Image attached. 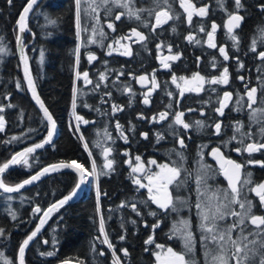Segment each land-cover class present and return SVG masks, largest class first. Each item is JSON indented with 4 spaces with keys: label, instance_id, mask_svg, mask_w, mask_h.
Masks as SVG:
<instances>
[{
    "label": "trees",
    "instance_id": "obj_1",
    "mask_svg": "<svg viewBox=\"0 0 264 264\" xmlns=\"http://www.w3.org/2000/svg\"><path fill=\"white\" fill-rule=\"evenodd\" d=\"M26 1L12 0L9 4L7 0H0V48L3 49L0 51V108H3L0 116L4 117V129L0 131V166L20 150L45 139L49 132L46 120L26 90L16 58L18 16ZM153 2L154 5L143 10L150 11L152 6L153 11L164 10L165 0ZM217 3L216 6L220 5ZM119 4H128L129 7H120ZM259 4L254 0L249 7L242 4L237 8L242 13L244 24L236 35L237 39L230 38L235 50L226 51L227 60L213 49L205 48L204 42L198 45V40L191 35L186 37L180 26L173 29L170 37L168 32V37L156 42L175 46V56L179 59L178 72L174 75L192 78L199 74L204 77L206 88L197 96L198 108L214 110L220 107L221 93L225 89L217 90L209 81L220 77L225 68L230 84L235 85L234 103L238 107L244 106L247 90L251 88L257 89V103L259 99L264 100V60L258 55L264 51V11L262 2ZM93 7L96 8L95 13L91 11ZM129 10L139 15L132 0H118L116 4L111 0L107 3L104 0H81L79 37L75 0H41L30 15L24 49L37 94L52 116L58 135L51 146L29 157L27 164L22 163L7 172L2 181L6 186H14L37 170L61 162H77L89 173L95 164L97 175L88 193L53 213L42 235L28 248L25 264H58L64 261L114 264L116 259L119 264H156V245H173L168 241L177 225L176 217L149 199L147 187L134 183V179H139L144 185L149 183L141 176L144 172L141 169L132 172L139 161L148 171L146 165H149L154 150L166 154L178 149L153 147V139L160 134L164 136V133L152 131L147 106L142 105L138 97L137 79L153 73L152 68H145L150 60L148 45L151 41L136 53L127 43L130 56L120 54L116 47V41L128 42L122 37H131L133 27L138 25L136 16L127 14ZM121 13L124 15L116 20L115 16ZM176 13L177 9L173 14ZM94 16L98 18L94 19ZM109 23L115 30L108 28ZM176 39L180 40L181 47L175 43ZM97 44H101L100 50L95 48ZM89 55L96 59L89 61ZM77 72L81 74L79 78ZM84 72L88 73L91 83L83 78ZM101 75L105 77L103 80ZM114 105L118 110L113 111ZM258 108L259 104L255 110ZM247 115L235 118L230 113L194 115L191 135L194 133L193 137L199 140L198 145L194 143L191 146L189 154L199 155L206 148L209 127L215 128L219 123L220 154L229 158L232 154L231 131L235 130L238 141L250 133L252 122ZM77 116L81 120H77ZM197 121L202 122V126L197 125ZM252 126L254 140L263 135L260 143H264V134L261 133L264 118L261 125ZM143 134H147V138ZM105 148L111 149L107 157L113 161L111 170L104 167L107 162ZM237 148L242 150L240 146ZM136 157L140 160L137 161ZM209 171L218 173V168L216 166ZM76 180L74 173L61 172L19 194L0 192V229L3 230L0 235V264H17L19 247L33 230L40 214L52 203L66 197L74 189ZM177 200L175 208H178L180 200H187L190 208V198ZM132 205L136 206L135 210ZM37 208L40 212L35 211ZM101 217L105 233L113 245L111 249L103 243L104 235L99 230ZM190 220H195L194 215L191 214ZM157 224L159 226L155 227ZM150 237L154 243H145ZM124 250H127V255ZM49 252L54 254L49 256Z\"/></svg>",
    "mask_w": 264,
    "mask_h": 264
},
{
    "label": "flooded vegetation",
    "instance_id": "obj_2",
    "mask_svg": "<svg viewBox=\"0 0 264 264\" xmlns=\"http://www.w3.org/2000/svg\"><path fill=\"white\" fill-rule=\"evenodd\" d=\"M135 3V8L139 15L144 16V18H139L137 20V24L133 29L140 32L142 35L145 36V39L143 41H139L138 37H136L133 32L131 37L127 38L128 42L120 41L118 44H116V47L120 54L125 50V46L127 47V43H129L132 47V51L135 49L136 51L140 49V47L144 46L146 43H149V40L151 41L150 45H148V48L151 49L150 55H149V61L148 66L145 68H152L153 73L150 75L144 74L141 76L146 77V79L141 82L140 79H137L136 87L139 91L138 97L141 100V104L144 106H147L148 113L150 115V122L149 126L151 127L152 131L164 133V136L162 134L159 135V137L162 136L161 139L158 140V137H155L153 139L154 148L157 147H173L178 150H172L170 152H166V154L159 153L157 150H154L151 160H155L156 164H151L150 167H148V171L144 169V166L141 168L143 174L141 176L146 175H153L157 173L155 169H157V165L159 164H169L172 166V164H181L182 166H185V169L187 172L182 171L181 176L178 181L174 182L173 184L169 185V192L171 193L174 201L175 207H177L176 200L179 198H190L191 204V212L194 213L198 212L196 208V203L198 199V192H197V184H196V178L197 176L204 175V173H196L195 170L200 168V165H204L207 167L208 170L214 169V167L217 166L218 173L211 171V174H214L217 176L212 183L209 181H206L205 184L202 185L203 188H201V191L205 194L209 192V190H217L220 191V189L223 188V185L225 186V191L230 193V190L227 187L226 182L222 178L221 175V168L217 164L216 158L213 155L214 149H219L218 143H219V134L216 133V129L214 127H209L207 136V144L206 148L203 149L199 155L194 156V152L189 154V151L191 146L196 143L198 145V140L193 137L195 134L193 133L191 135L192 129L189 127L188 129H185L181 124L175 123V117L177 114L183 113L182 120L189 124L191 126V121L194 118V115H200L203 117L207 113L214 112L216 115H220V113L217 111L219 108L213 109H205V108H198L197 107V96L201 95L204 92V89L206 87L201 86L199 92H192L189 89L192 88H181V81L186 79L190 81H194L191 77H184V76H176L175 72H178L177 63L178 59L172 60V59H166L168 57L175 56L176 48L175 46L170 44H164L162 42H158L161 38L169 37L172 35L171 32L173 29H175L177 26H180L181 29L185 32V36H192L195 40H198V45L204 42V47L208 49H213L215 52H218L219 54V48L223 47L225 51L235 50V47H233L230 43V38L233 35H237L240 31V29L243 28V19L240 22L239 27L234 28L232 33H229L227 30V21L229 19L230 15H239L242 17L241 11H237V7L235 4V0H222V3L220 0H187L188 3H191L194 5V7L198 10L202 7L207 8V15L205 16H199L193 13V18L190 25H187L186 18H185V12L184 7L181 6V0H165L164 10L162 8L155 9L153 11V6L150 7V11L143 10V8H146L150 6L151 4L154 5L153 0H132ZM216 1V2H215ZM251 1L254 0H241L242 4H247L248 7L251 4ZM257 3L262 2V10L264 11V0H255ZM220 2V5L216 6L215 3ZM218 4V3H217ZM177 9V13L173 14L174 10ZM159 11H168L169 15L172 17V19L167 20L166 23H162L160 26H156V20H155V14ZM163 20V18H162ZM215 23L217 25V30L214 33V39L213 43H215L216 47H209V41H208V32H211V26ZM201 28L204 29V31H201ZM132 29V30H133ZM175 43L178 47H181L180 40L176 39ZM112 47V46H111ZM95 48L99 49L101 48V44H97ZM164 61L162 63L161 61ZM168 64V67L166 68L164 64ZM156 68V69H155ZM140 76V77H141ZM175 77V82H173V78ZM229 77V76H228ZM183 78V79H181ZM219 78V77H217ZM216 79V78H214ZM230 79V77H229ZM228 79L227 84H215V88L217 90H223L222 95V101L224 99V93L228 92L231 93V100L227 101V106L224 108V115L231 114L235 118L237 115H246L251 110L255 109V105L252 106L251 109L248 108V99H245V102L243 103V107H238L234 103V89L235 85L230 84V80ZM153 80L155 81V85L153 84ZM196 83V81H194ZM214 85V84H213ZM147 96L149 103L145 104L144 99ZM247 96V94H246ZM257 105V103H256ZM166 113L167 116L165 119H160V114ZM155 118V120L153 119ZM235 130L231 131L230 136L233 138L231 144H230V150L232 154L229 156V158L224 157L228 160H233L237 163H240L243 165V168L241 170V185L238 187L242 188L241 191V197H246L248 200H250L253 204V213L256 215L264 216V207H261L259 198L256 196V194L252 191H250L251 188L255 187L256 184L264 182V167H261L257 163H249V161H264V149H261L258 152H254L251 155L245 151V148L248 144L254 143L250 139H247V135H245L244 140H236V137L234 135ZM183 139L184 141V147H181L179 144V140ZM238 146L241 147L242 150H238ZM240 149V148H239ZM197 152V151H196ZM220 152V149H219ZM177 153L183 154V160L180 159V157L177 155ZM190 155V156H189ZM193 155V157H192ZM192 171V172H191ZM188 173H191L189 176ZM248 173H251V184L244 185L243 181L246 179H249ZM185 183H181V181H185ZM208 180V179H207ZM180 184L179 187H177V184ZM202 201L203 195L199 197ZM232 210L239 212V206L237 204H232ZM166 211L172 212L173 209L169 208ZM195 220H190L191 226L198 227L201 221L198 220L199 216H194ZM197 217V218H196ZM229 220H225L223 222H226L225 224L221 223V227H227L228 225L233 224V222L236 220V217H232L230 215ZM185 220L184 217H176V224H178L180 221ZM197 220V221H196ZM254 228L251 224L246 223V228L244 231V235H248L249 232H253ZM240 228H236L235 231L232 232L233 239H236L240 235ZM196 242L198 243V249L200 253V263L204 264L203 257L201 254H203L204 250V243L201 241V236L196 234L194 235ZM179 237L172 236L171 239H169L168 243H173V245L170 246H164V249L158 248L157 253H162L167 248H172L176 252H184L181 248L177 247V240ZM249 240L253 239H259V237L255 236H248ZM154 240V239H153ZM161 245V244H160ZM231 249V245H230ZM234 251V250H232ZM186 254V253H185ZM231 255V251H230ZM186 259L189 260L187 257V254L185 256ZM156 264L157 258H156ZM231 264H235V260L231 261Z\"/></svg>",
    "mask_w": 264,
    "mask_h": 264
},
{
    "label": "snow or ice",
    "instance_id": "obj_3",
    "mask_svg": "<svg viewBox=\"0 0 264 264\" xmlns=\"http://www.w3.org/2000/svg\"><path fill=\"white\" fill-rule=\"evenodd\" d=\"M9 4L12 3V0H7ZM76 2V8H77V14H76V20H77V36L79 37V31H80V8H81V0H75ZM105 3L108 2V0H104ZM112 3L116 4L118 3V0H111ZM222 3V0H220ZM37 3V0H28L27 6L24 8L23 14L20 16L18 21V27L19 32L23 33L26 30V21L28 13L32 10L33 6ZM235 4L237 8L241 7V0H235ZM120 7L128 8V4H119ZM181 6L184 7L185 11L188 14V20L191 22L193 13L199 16H205L207 15V8L202 7L200 9H196L194 5L191 3H188L187 0H181ZM93 13L96 12V8L93 7L91 9ZM130 17L135 15L137 19H139V15L135 14L131 10L127 13ZM121 15H124V13H121L120 15H116L115 19L119 20L121 18ZM98 17L94 16V19H97ZM163 18V20H162ZM172 19V17L169 15L168 11H159L155 14V20H156V26H160L162 23H166L167 20ZM242 17L239 15H230L229 19L227 21V30L229 33L233 32L234 28L239 27L240 22L242 21ZM108 28L114 29V26L112 23L108 24ZM217 30V25L215 23L211 26V32H208V41H209V47L215 48L216 45L213 43L214 39V33ZM201 31H204L203 28H201ZM95 32V30H94ZM133 34L138 37L139 41H143L145 39V36L142 35L140 32L136 31L135 29L132 30ZM103 35V33H101ZM234 41L237 39L235 35L231 37ZM122 39H127V37H122ZM191 40L192 38L189 37ZM94 42V41H93ZM17 43L22 46L23 41L20 36H17ZM116 43H119V41H116ZM109 48H111V45H109ZM254 50V49H253ZM0 51H3L2 48H0ZM219 51L221 55L224 57L225 60L229 59V56L227 55L225 49L223 47L219 48ZM77 52V61L79 60V48L76 50ZM122 55H131L130 49H128L125 46V51L121 53ZM43 55V54H41ZM109 55H111V52H109ZM259 58L261 60H264V51L260 52ZM24 59L25 67L27 68V58L22 57ZM89 61L95 60L96 57L93 55H89L88 57ZM166 59H172L176 60L179 59V56H172L168 57ZM164 63V61H161ZM164 66L167 68L168 64H164ZM243 65H241L242 67ZM80 73L77 72V78L80 77ZM83 78L88 82L91 83V81L88 80V73H83ZM105 77L101 75L100 79L103 80ZM26 79L29 85V89L33 93V98L36 100L39 107L43 110L45 118L48 120L49 124L51 125V130L48 132V137L44 141V143H50L51 138L54 134L55 130V122L52 119V116L49 114L47 108H45L43 102L39 99L38 95L35 91V85L26 71ZM140 81L143 82L146 77L141 76L139 77ZM183 79V78H181ZM194 81H199L200 85L202 86L204 82V77L199 76V74H196L192 78ZM228 70L225 68L223 70V74L216 79H212L209 81L212 84H227L228 83ZM241 80H243V77H240ZM173 82H175V77L173 78ZM187 83V81H186ZM153 84L155 85V81L153 80ZM19 87V85H17ZM192 90V89H189ZM197 91L200 90V87H197ZM257 89L251 88L247 90V99H248V108L251 109L254 104L257 103V97H256ZM75 94L76 90L74 89V100H73V107H75ZM110 95V93L108 94ZM231 100V93L225 92L224 93V99L220 102V107L217 109V111L220 113V115L224 114V108L227 106V101ZM144 103L148 104L149 100L147 96L144 99ZM239 104L240 101H237ZM118 110L116 106H113V111ZM3 111V108H0V112ZM258 111L264 112V109H259ZM255 115V113H253ZM167 116L166 113L160 114V119H165ZM183 113L177 114L175 117V123L181 124L185 129H188L190 126L189 124L185 123L182 120ZM143 118V117H141ZM77 120H81V117L77 116ZM155 120V118H153ZM84 123H88V121H84ZM197 125L202 126V122L197 121ZM117 128H120V125L117 124ZM221 125L217 123L215 125L216 133L219 134ZM4 129V117L0 116V131H3ZM261 133L264 134V127L261 128ZM145 138H147V134H143ZM250 136L251 133H248ZM162 137L158 136V140ZM15 139V138H13ZM125 142H127L125 138ZM179 144L181 147H184V141L183 139L179 140ZM44 146L43 143L36 144L35 148H42ZM35 148H28L25 150V152L18 153L16 156H13L11 161L9 163H5L3 166H0V173L5 172L10 166V164H19L21 161L24 164H27V155L34 152ZM85 149L87 150V144H85ZM261 149H264V143H250L246 146L245 151H247L250 155L254 152H258ZM104 155L106 159V164L104 165L105 168L111 170L113 161L110 159H107V157L111 153L110 148H105ZM177 155L180 157L181 160H183V154L177 153ZM214 157H217L221 162V169L223 170V175L228 180L230 193L229 192H223V193H213L212 197L209 198L208 201H202L199 197L204 195V193L201 191V186L206 183V180L201 177L197 176L196 178V184H197V192H198V199L196 203V208L198 210V215L200 217L201 223H200V229H201V241L205 245L206 249V257L211 255V261L210 264H231L232 260H235V264H252L253 258L256 257L257 254H259V261L258 264H264V216L256 215L252 212V202L248 200L246 197H241V191L242 188L238 187V185H241V170L243 168V165L240 163H237L233 160H225L223 156L220 155L219 149L213 150ZM136 160L139 161L140 157H136ZM151 164H156L155 160L149 161ZM249 163H257L261 167H264V161H249ZM143 165L138 164L137 167L132 168V172H138ZM157 167L160 169L159 172L149 175L147 177L148 179V185H144L141 183L139 179H134V183L137 184L139 187H147L148 193H149V199L155 203L159 208L167 210L169 208H172L175 211V205L173 201V197L171 193L169 192V185L173 184L174 182L178 181L181 172L185 171L186 169H183L181 165L173 164L170 166L169 164H159ZM51 170H59L60 168H73L76 170L80 176L81 183L84 182L85 176L88 174L86 173V170L82 165L75 164V162L71 163H64L61 162L57 165L50 166ZM50 169L45 168L42 172L38 173L35 176H32L31 179L23 181V183L16 185L15 187L6 186L3 181H0V189H3L4 192L12 193V192H18L21 188H23L27 184H31L33 181H36L40 178V176L46 174ZM92 176H96V167L95 164L93 165ZM190 176L191 173H188ZM249 179H246L243 181L244 185L251 184L252 181L250 179L251 173H248ZM185 181H181V183H185ZM180 184H177V187H179ZM77 188L80 187V184H77ZM250 191L254 192L256 196L259 198L261 207H264V182L256 184L255 187L251 188ZM75 191L71 193L69 196L65 197L63 200H60L57 204L52 205L50 208L47 209L46 212H44V217L47 218L50 213L53 211H58L60 207H62L65 203H67L68 200L72 199V197L75 195ZM97 196L99 197V191L97 192ZM213 200L217 201V203H213ZM225 201L227 203H225ZM232 204H237L239 208L242 210L241 212H236L234 210H231L230 206ZM123 206V205H122ZM133 210H135L136 206L132 205ZM36 212H40V209H35ZM139 214V213H138ZM152 215H155V213H151ZM231 215L232 217H236V220L233 222V224L228 225L227 227H221L218 223V221L223 220L225 216ZM46 223V219L42 218L40 221V225L37 226L36 231L32 232L30 236L26 240L23 241L22 245L19 249V264H24V252L25 248L29 244V242L37 235V233L40 231V228L43 226V224ZM246 223L251 224L254 228L253 232H249L248 235H244V231L246 228ZM182 227H179L178 229H174L178 231L179 238L184 241V247L187 250V252H191L193 248V236L192 232L190 230L191 226L190 223L187 220H182L179 222ZM159 225H155V227H158ZM240 228V236L236 239H233L232 232L236 230V228ZM100 233L104 235L103 243L107 244L108 247L111 249L113 245L109 242L107 234L104 230V220L101 217L100 220ZM3 234V230L0 229V235ZM255 236L259 237V239H253L249 240L248 236ZM124 237L122 236L121 239ZM145 243L147 244H153L154 241L150 237ZM231 245V249H228V245ZM209 245L214 246L213 251H209ZM251 245V246H250ZM255 245H259V247H255ZM157 248L164 249L163 245L157 244ZM234 250V251H232ZM229 251H231V255H229ZM54 253L49 252L47 255L51 256ZM103 254V253H101ZM124 254L127 255V250H124ZM157 262L158 264H193L191 260H188L185 258V253L183 252H176L172 248H167L163 253H157L156 254ZM8 264V262H6ZM64 264H69L68 261H65ZM80 264V262H78ZM114 264H119V260H114ZM207 264V262H206Z\"/></svg>",
    "mask_w": 264,
    "mask_h": 264
},
{
    "label": "water",
    "instance_id": "obj_4",
    "mask_svg": "<svg viewBox=\"0 0 264 264\" xmlns=\"http://www.w3.org/2000/svg\"><path fill=\"white\" fill-rule=\"evenodd\" d=\"M40 1H41V0H37V3L33 6L32 10L28 13L27 21H26V30H25L23 33H20V32H19V27H18V35H17V36H20V37H21V39H22V41H23V44H22V46L19 45V44L17 43V39H16L15 48H16V58H17V61H18L19 65H20L21 74H22V78H23L24 83H25V86H26V90H27V92H28V94H29V96H30V98H31V100H32V102H33V104H34L35 107L37 108L38 112H39V113L44 117V119L46 120V122H47V124H48V127H49V130H51V125L49 124L48 120L45 118L43 110L39 107V105L37 104L36 100L33 98V93H32V91L29 89V85H28V82H27V79H26V71H27L28 75H30V77H31V79H32V81H33L32 73H31V69H30V64H29V61H28V58H27V55H26V52H25V49H24L25 37H26L27 31H28V21H29L30 15H31L32 11L34 10V8L38 5V3H39ZM27 3H28V0L26 1L24 7L22 8V10H21V12H20V14H19V16H18V21H19L20 16L23 14L24 8L27 6ZM184 12H185V18H186L187 25H190L191 22H189V20H188V14H187V12L185 11V9H184ZM192 18H193V16H192ZM191 21H192V19H191ZM22 57H26V58H27V68L25 67L24 59H23ZM33 83H34V81H33ZM34 85H35V84H34ZM35 91H36V94H37V90H36V88H35ZM37 95H38V94H37ZM38 97H39V96H38ZM254 105H255V104H254ZM254 105H253V106H254ZM57 135H58V131H57V127H56V125H55L54 134H53V136H52V138H51V142H50V143H44V141H45V140L47 139V137H48V135H47L45 139H43L42 141L36 143V144H41V143H43L44 146H43L42 148H35V145H36V144H33V145H31V146H28V147H26V148L20 150L18 153L25 152V150L28 149V148H35V151H34V152H32V153H30V154L27 155L26 159H28V158L31 157L32 155H35V154H37V153L43 151L44 149L48 148L49 146H51V145L55 142V140H56V138H57ZM18 153H16L14 156H16ZM220 155H221V154H220ZM221 156H222V155H221ZM215 158H216L217 164H218L219 167L221 168V162H220V160H219L217 157H215ZM223 158H224V157H223ZM11 159H12V158H11ZM11 159H10L7 163H9V162L11 161ZM224 159H225V158H224ZM225 160H228V159H225ZM22 163H23V162L21 161V163H19V164H10L9 168H8L7 170H5V172L0 173V181H2V177H3L7 172H9L10 170H12V169H14V168H17V167L20 166ZM70 163H71V162H70ZM57 164H60V163H56V164H51V165L45 166V167H43V168L37 170L36 172H34L32 175H30V176L27 177L26 179H24L23 181L28 180V179H31L32 176H35V175H37L38 173L42 172L45 168H49V169H50L46 174L40 176V178H39L38 180L33 181L31 184H27V185H25V186H24L23 188H21L18 192L7 193V192H4L3 189H0V192L3 193V194H6V195L19 194V193H22L23 191L27 190L28 188H30V187H32V186L38 184L39 182H41L42 180H44L45 178H47V177L50 176V175L57 174V173H61V172H72V173L75 174L76 179H77V180H76V185H75L74 189H73V190H72L67 196H69V195H70L71 193H73L74 191H75L76 194L72 197V199L68 200L67 203H65L62 207L66 206V205H68V204L74 203V202H76L77 200H79V199H80L85 193L88 192V190L90 189V185H89V186L87 185L86 179H84V182L81 183L80 176H79L78 172H77L76 170H74L73 168H60L59 170H51L50 166H52V165H57ZM75 164H79V163L75 162ZM79 165H80V164H79ZM84 169H85V168H84ZM85 170H86V169H85ZM221 170H222V169H221ZM86 173H88L87 170H86ZM88 174H89V173H88ZM221 175H222V178L224 179V181L226 182L227 187L229 188L228 180H227V179L225 178V176L223 175V170H222V172H221ZM92 180H93V179L90 180V184H91ZM23 181H21L19 184L23 183ZM77 184H80V187H79V188L76 187ZM17 185H18V184H17ZM15 186H16V185H14V186H10V187H15ZM238 186H239V185H238ZM229 190H230V188H229ZM67 196H66V197H67ZM64 198H65V197H64ZM64 198H62V199H60V200H63ZM60 200H57L56 202L52 203L50 206H48V207H47V208H46V209L40 214V216H39V218L37 219V222H36V224H35L33 230H32V231L27 235V237L24 239V240H26V239L28 238V236H30V235L32 234V232L36 231V228H37L38 225H40V221H41L42 218L46 219V223L43 224V226L40 228V231H39V232L37 233V235H36V236H35V237L29 242V244H28L27 247L25 248V252H24V260H25V254H26L28 248L33 244V242H34L38 237H40V236L42 235V233H43V231H44V229H45V226L47 225V223H48L50 217L53 215V213H54L55 211H53L52 213H50L49 216H48L47 218L44 217V212H46L47 209L50 208L52 205L57 204ZM62 207H60V208H62ZM60 208H59V209H60ZM24 240H23V241H24ZM22 243H23V242H22ZM22 243H21V245H22ZM21 245H20V246H21ZM19 249H20V247H19ZM64 262H65V261H64ZM64 262H60V263H58V264H64ZM68 262H69V261H68ZM17 264H19V250H18V253H17ZM24 264H25V262H24ZM69 264H78V263H75V262H69Z\"/></svg>",
    "mask_w": 264,
    "mask_h": 264
},
{
    "label": "rangeland",
    "instance_id": "obj_5",
    "mask_svg": "<svg viewBox=\"0 0 264 264\" xmlns=\"http://www.w3.org/2000/svg\"><path fill=\"white\" fill-rule=\"evenodd\" d=\"M186 81H187V83H186ZM180 83H181V88L182 89H185V88L189 87V88H192V90H191L192 92H199L200 90L197 91L196 89H197V87H200L201 88V85H200V82L199 81H196V83H194V81H190V80L184 79ZM204 84H205V82H203L202 86H204ZM257 104H259V108L257 110H255V109L254 110H251L248 113V115H247L248 118H249L250 123L252 122V125H261V122L263 121V118H264V114L263 115L262 114H259V113H261V111H258L259 109H262L264 107V100L259 99ZM253 113H255V115H253ZM252 125L250 127V133H251V135L249 136L247 134V139H250L251 140V138H252V140H251L252 142L259 144L262 141L261 139H262L263 135H261L259 138H257L256 140H254V133H253V128L254 127ZM138 164L144 166V164H142V162H140V161L137 163V165ZM150 166H151L150 163H149V165H146L147 168L150 167ZM155 171L156 172H159L160 169L157 167V169H155ZM210 172L211 171H209L207 169V167L204 166V165H200V168L196 170V173H204V175H201V177H203L206 181H209L210 183H212L217 176H215L214 174H211ZM148 176L149 175H146L145 178H147ZM87 177H88V182H89L92 179L93 176L89 173V174H87ZM201 188H203V187L201 186ZM223 192H227V191H225V186H223V188L220 189V191H217V190H209V192H207V193H205L203 195V200L204 201H208L209 198L212 197L213 193H223ZM176 202L178 203V200H176ZM213 203L215 204V203H217V201L213 200ZM225 203H227V202L225 201ZM230 208L232 210V205L230 206ZM253 209H254V207L252 208V211H253ZM241 211L242 210L239 208V212H241ZM191 214L194 215V213H192L190 211V208H188L187 200H185V201L184 200H180L179 201V204H178V208H175V211L174 210L172 211V216H175L177 218L184 217V218H186L185 220H187L189 223H190V216H191ZM196 215L199 216L198 215V212H195V215L194 216H196ZM230 218H231L230 215L225 216V218L223 220L218 221L219 225H221V223L223 221H225V220L227 221ZM198 220L201 221L200 220V217L198 218ZM225 223L226 222H223L222 224H225ZM190 226H191V224H190ZM179 227H182V225H180L178 223L174 227V229H178ZM174 229H173V236L179 237L178 231H176ZM190 230L192 232V236H193V240H194L192 251L190 253L187 252V250L184 247V241L181 240L180 238L177 240V244L176 245H177L178 248H181L184 251L183 253H186L188 255L187 257L189 258V260H191L193 262V264H199L200 263V260H199L200 253H199V249H198L199 246H198V243L196 242V239L194 237V234H195L194 230H196L197 231V234L201 236L200 224H199V226L196 229H194L191 226ZM204 247H205V245H204ZM255 247L258 248L259 245H255ZM228 249H230V244L228 245ZM213 250H214V246L213 245H209V251L211 252ZM174 251H175V248H174ZM202 253L203 254H201V255L203 257L204 264H206V262H207V264H210L211 255H209L208 257H206V254H205L206 253V249L205 248H204V250H203ZM186 254H185V256H186ZM229 255H230V251H229ZM259 258H260L259 257V254H257L256 257L253 258L252 264H258Z\"/></svg>",
    "mask_w": 264,
    "mask_h": 264
},
{
    "label": "bare ground",
    "instance_id": "obj_6",
    "mask_svg": "<svg viewBox=\"0 0 264 264\" xmlns=\"http://www.w3.org/2000/svg\"><path fill=\"white\" fill-rule=\"evenodd\" d=\"M85 179H86L87 185L89 186V185H90V181L88 182V177H87V175L85 176Z\"/></svg>",
    "mask_w": 264,
    "mask_h": 264
}]
</instances>
